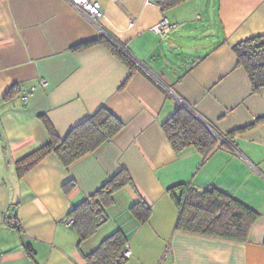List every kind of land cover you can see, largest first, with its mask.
I'll list each match as a JSON object with an SVG mask.
<instances>
[{"label": "crops", "instance_id": "1", "mask_svg": "<svg viewBox=\"0 0 264 264\" xmlns=\"http://www.w3.org/2000/svg\"><path fill=\"white\" fill-rule=\"evenodd\" d=\"M91 1L104 11L98 26L68 0H0V264H86L116 231L129 245L127 264H264V90L252 93L233 50L264 36V0L165 9L156 0ZM164 20L170 31L154 32ZM102 29L140 70L131 74L102 45L74 50ZM178 101L223 134L246 129L237 151L218 149L206 161L194 147L176 153L163 124ZM102 107L125 123L116 137L69 168L50 155L17 176L16 164L49 142L41 115L63 138ZM121 171L133 185L113 195L102 225L80 243L69 213ZM177 185L217 187L259 212L248 241L178 232L168 192ZM139 201L151 209L146 223L131 211ZM11 215L21 233L7 224Z\"/></svg>", "mask_w": 264, "mask_h": 264}, {"label": "trees", "instance_id": "2", "mask_svg": "<svg viewBox=\"0 0 264 264\" xmlns=\"http://www.w3.org/2000/svg\"><path fill=\"white\" fill-rule=\"evenodd\" d=\"M183 1L156 0V3L165 9ZM97 45L107 48L130 69L131 74L141 69L126 47L103 29L98 38L79 44L74 50L81 51ZM233 50L238 67L249 78L252 93L259 94L264 90V36L244 40ZM15 90L11 89L5 95V100L14 97ZM40 119L49 142L16 164L19 178L25 177L50 155L56 156L65 168H69L111 141L125 127V123L106 107L100 108L63 138L46 115H41ZM245 130L223 134L182 101L176 103L175 113L163 124V131L176 153L194 147L204 161L218 149L237 151L235 138ZM129 185H133L131 177L126 171H121L90 198L73 208L68 217L74 222L72 227L77 231L80 243L93 236L102 225L106 218L105 209L113 203V195ZM168 192L179 211L176 223L178 232L246 243L252 226L261 218L259 212L217 187L203 190L191 185H177ZM131 211L141 223H146L151 216V209L143 201L135 204ZM13 219H16L15 215ZM8 220L6 218L7 224L21 233L22 228L17 222L12 226ZM126 244L124 233L116 231L105 238L92 253L84 256V261L86 264H127L129 258L125 256ZM24 247L28 253L34 254L31 245L26 244Z\"/></svg>", "mask_w": 264, "mask_h": 264}, {"label": "built area", "instance_id": "3", "mask_svg": "<svg viewBox=\"0 0 264 264\" xmlns=\"http://www.w3.org/2000/svg\"><path fill=\"white\" fill-rule=\"evenodd\" d=\"M68 1L78 13H80L82 16L87 18L94 25L98 26L99 22L104 18V11L99 2L91 1V0H68ZM171 28L172 26L168 24V21L164 20L158 23L156 26H154L153 30L156 33L164 34L170 31ZM12 215L6 218H9L8 220L9 224L13 226L15 224V220L13 219ZM73 223L74 222L72 219L66 220V225L68 227H71ZM125 256L127 258L131 256L129 245L125 246Z\"/></svg>", "mask_w": 264, "mask_h": 264}]
</instances>
